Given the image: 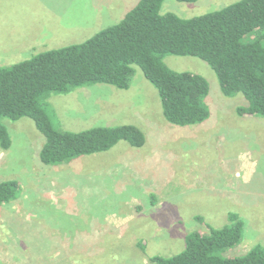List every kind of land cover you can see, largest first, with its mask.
I'll use <instances>...</instances> for the list:
<instances>
[{"label":"rangeland","instance_id":"rangeland-1","mask_svg":"<svg viewBox=\"0 0 264 264\" xmlns=\"http://www.w3.org/2000/svg\"><path fill=\"white\" fill-rule=\"evenodd\" d=\"M138 0H0V66L80 43L119 22ZM238 0H164L160 14L189 18ZM172 70L202 75L209 116L179 126L163 116L155 87L138 66L127 89L87 84L48 95L54 128L81 131L132 124L145 137L132 147L46 165L45 136L33 120L1 118L11 145L0 146V182L16 180V199L0 205V264H152L171 256L192 231L243 220L239 243L223 255L264 246V117L239 116L242 94L226 96L213 69L193 56L166 55ZM199 218V219H198Z\"/></svg>","mask_w":264,"mask_h":264},{"label":"trees","instance_id":"trees-1","mask_svg":"<svg viewBox=\"0 0 264 264\" xmlns=\"http://www.w3.org/2000/svg\"><path fill=\"white\" fill-rule=\"evenodd\" d=\"M164 0H138L112 25L80 43L47 49L30 58L0 66V119L28 117L45 136L39 158L57 165L97 152L119 141L139 148L142 131L132 124L94 126L81 131L53 127L45 111L48 95L66 93L95 83L127 89L138 66L158 92L164 118L179 126L203 122L209 116L204 103L208 81L199 74L175 71L166 55L193 56L205 61L216 74L226 96L242 94L247 106L239 116L264 117V0H238L220 9L189 18L160 14ZM195 2L197 0H178ZM11 145L10 134L0 123V146ZM16 180L0 182V205L17 198ZM199 219V218H198ZM221 227L207 226L208 233L192 231L184 248L171 256L153 255L152 264H264V246L226 257L223 252L240 242L243 220L228 213Z\"/></svg>","mask_w":264,"mask_h":264}]
</instances>
